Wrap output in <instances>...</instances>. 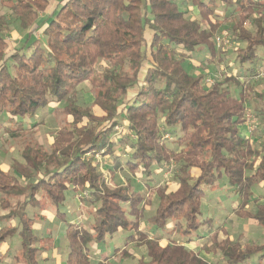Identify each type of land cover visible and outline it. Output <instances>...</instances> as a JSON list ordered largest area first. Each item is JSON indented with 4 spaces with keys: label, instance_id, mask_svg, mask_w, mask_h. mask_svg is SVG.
Masks as SVG:
<instances>
[{
    "label": "trees",
    "instance_id": "trees-1",
    "mask_svg": "<svg viewBox=\"0 0 264 264\" xmlns=\"http://www.w3.org/2000/svg\"><path fill=\"white\" fill-rule=\"evenodd\" d=\"M52 1L57 4L44 16L38 39L39 14ZM189 4L199 9L200 20L187 17L175 0H0L26 31L21 45L8 53V24L0 15V117L8 124L3 131L21 147L19 160L0 169V246L18 236L15 264H37L45 249L34 229L44 218L28 209L57 210L70 188L88 193L91 200L80 195V201L92 204L93 211L91 221L67 224L65 264H91L89 247L119 232H131L125 244L146 248V261L137 264H242L254 256L264 258V243L243 245L215 234L200 246L217 256L214 263L184 246L203 227L212 228L213 220L201 217L203 187L223 175L237 198L231 213L264 228V202H255L254 213L249 208L252 190L264 185V143L252 142L241 131L247 106L264 101V91L233 76L205 85L204 76L183 68L188 55L200 48L216 62L219 53L212 40L226 23L236 45L235 62L252 65L259 50L264 54V0H183L186 8ZM100 61L109 67L98 72L94 65ZM87 80L96 89L93 104L100 115L69 100L74 87ZM133 88L137 93L128 99ZM234 89H239L237 96ZM62 101L67 104L52 111L71 121L59 127L50 148L23 142L25 119ZM258 114L264 129V113ZM160 119L165 133L178 127L174 140L183 146L179 151L161 142ZM114 138L127 145L128 156L124 162L114 156L113 175L124 168L147 174L153 163L177 164L174 191L147 188L158 192V204L147 218L144 195L130 183L109 187L88 158L114 154ZM143 222L147 225L140 228ZM150 228L166 232L164 246L159 237H151Z\"/></svg>",
    "mask_w": 264,
    "mask_h": 264
},
{
    "label": "rangeland",
    "instance_id": "rangeland-1",
    "mask_svg": "<svg viewBox=\"0 0 264 264\" xmlns=\"http://www.w3.org/2000/svg\"><path fill=\"white\" fill-rule=\"evenodd\" d=\"M181 10H186V16L193 19L200 20L199 9L192 5H183V0H175ZM2 4V3H1ZM57 1L50 2L45 12L39 14L38 24L43 23L42 20L46 14H50ZM220 14L221 12L218 11ZM0 15L4 16L8 26V32L4 37L6 42L7 51L10 53L14 47L21 45L25 38L26 31L22 30L19 23L10 15L8 9L0 5ZM237 19V18H236ZM246 29L251 28L249 21L244 22ZM33 29V28H32ZM31 29V30H32ZM45 29L43 24L39 30L35 32L36 38L41 39V34ZM148 39V38H147ZM217 39H219L217 41ZM149 41V39L147 40ZM212 43L215 50L218 51L216 62L209 61L210 55L207 49L200 48L183 62V68L185 71L192 76H204L202 84L210 85L213 82H222L224 76H233L238 78L240 81H247L248 85L254 91H264V62L258 63L260 59L264 61V54L258 52V61L256 60L252 65L245 64L243 66L238 65L235 58V47L236 45L230 41V24L226 23L223 25L217 34L214 36ZM259 54H261L259 56ZM109 64L105 61H100L94 65V68L101 72L104 68H108ZM237 71V74L234 73ZM243 75L249 77L244 78ZM95 88L92 86L90 80L84 83L78 84L74 87L70 94L69 100L72 101L81 108H89L94 115H100V110L93 104ZM239 89H234L233 93L237 96ZM137 93V88L131 89L127 93V98H133ZM127 103V101H126ZM125 103V104H126ZM67 104L66 101H62L58 105H50L47 108L39 111L30 119H25L24 129L25 135L22 136L23 142H32L40 145L44 149H49L53 139L59 130V127L65 122H70V116H64L60 113H52L54 107L62 108ZM264 113V101H254V104L247 106L244 115V123L241 126V131L244 137L250 138L252 142L256 144L264 143V129L260 128L259 123L261 115L258 113ZM248 116V117H247ZM249 118V121L247 120ZM248 122V123H247ZM32 125V127H31ZM6 120L0 117V169L6 170L10 167L14 160H19V150L21 147L15 144V142L9 138L3 131V127H7ZM31 127V128H30ZM117 132L127 134L123 130ZM170 132H164V126L162 119L159 120V131L161 133L160 139L162 143H165L168 148L173 151H179L183 146H176L174 144L175 137L179 136L178 127L170 128ZM173 134L170 135L171 132ZM118 138H114V154L109 157L104 155H96L94 158L88 157L92 160L93 164L97 168V171L102 174L105 178L106 184L109 187L117 185L132 184L133 189L142 193L145 197V215L147 218L153 213V210L158 204V192L149 191L147 192V185L153 186L154 189H166L167 192L174 191L177 188L176 175L178 173L177 164L170 161L164 164L162 167H158L154 163L148 170V174L142 175L140 172L132 173L128 168H124L114 175L111 173L112 167L110 162L114 161V156L117 153L124 159L127 158L128 151L127 145L119 143ZM115 147H120L119 150H115ZM191 173L197 174L198 171L193 169ZM143 176H151L149 180H144ZM20 184L23 181L18 180ZM204 198L201 206V217L211 218L213 220V226L211 229L203 227L197 233H194L190 239L195 240V235L203 237H212L217 235L218 239L224 237L231 238L232 241H238L243 245L251 244H262L264 243V228L258 226L255 221L251 218L240 219L231 214V210L237 204V198L234 192L229 188L227 179L223 175L214 185L210 187H203ZM253 203H250V211L255 212V202L262 204L264 202V185L260 184L252 190ZM80 195L84 196L87 200H91L88 193H80V190L73 189L65 193V200L61 206L56 210L50 206H44L45 208L39 212L37 210L28 209V213L40 214L44 220L38 221L34 226L35 235L39 240V246L44 247L39 253L37 264H65L66 257L68 254V242L66 239V227L67 224H83L87 219L85 209L82 207L80 201ZM251 200V201H252ZM148 201V203H147ZM87 204V203H86ZM90 208L92 204L88 203ZM228 218V219H226ZM91 220L89 215L88 221ZM172 224L170 223L167 228L170 229ZM140 228H143L141 223ZM154 228L151 231V237ZM169 231V230H168ZM159 233L163 231H158ZM131 234V232H119L111 239H106L105 242L95 246L92 245L89 249H95V253L99 260H103L106 257L111 258L109 264H137L141 259L146 261V248L144 246L137 247L134 244H125V236ZM210 234V235H209ZM215 234V235H213ZM163 239L160 244L164 246L167 240ZM199 239L198 243H202L204 240ZM230 239V240H231ZM124 243V244H123ZM185 243V248L189 251L197 253L202 259L208 263L216 262L217 256L206 254L200 249V244ZM20 241L17 235L10 238L5 245L0 247V254H4L3 249L9 248V254L12 256L19 250ZM101 248V252L99 251ZM97 250V251H96ZM8 254V255H9ZM2 256V255H0ZM92 257V256H90ZM91 264H95L90 258ZM2 264H13L10 258H4ZM256 264V260L254 261Z\"/></svg>",
    "mask_w": 264,
    "mask_h": 264
},
{
    "label": "crops",
    "instance_id": "crops-1",
    "mask_svg": "<svg viewBox=\"0 0 264 264\" xmlns=\"http://www.w3.org/2000/svg\"><path fill=\"white\" fill-rule=\"evenodd\" d=\"M258 52H260L261 54H262V51L261 50H259ZM261 54H259V56L261 55ZM263 55V54H262ZM257 56H258V53H257ZM261 60H263V59H260V61L258 62V63H263L264 61H261ZM257 61H258V59H257ZM234 73L235 74H237V71H234ZM243 77L245 78L246 76L245 75H243ZM52 113H53V111H52ZM31 127H32V125H31ZM30 127V128H31ZM25 130V129H24ZM26 132V131H25ZM174 144H175V141H174ZM118 145H119V143H118ZM116 148H117V150H119L120 149V147H115V150H116ZM115 155H118L117 153L115 154ZM104 156H107V157H109L110 155L109 154H107V155H104ZM110 158V157H109ZM121 161L122 162H124L125 161V159L123 158V157H121ZM113 160L110 162V165H111V167H112V165H113ZM9 168H7L6 170H8ZM1 170H3V169H1ZM5 171V170H4ZM148 174V173H147ZM142 175H146V173L145 174H143L142 173ZM144 177V180H149L150 178H151V176H143ZM131 186H132V184H130ZM145 186H146V188H153V186H151V185H147V183H145ZM132 188H133V186H132ZM69 190H71L72 191V188H70ZM68 190V191H69ZM83 203V202H82ZM237 205V204H236ZM236 205H235V207H236ZM82 207H84V209H85V214H86V216H87V219L84 221V222H87L88 221V217H89V213L91 212V211H93V207L91 206L90 208L88 207V205L87 204H85V203H83L82 204ZM45 208V207H44ZM43 208V209H44ZM234 208V207H233ZM232 208V209H233ZM42 209V210H43ZM155 210V209H154ZM153 210V211H154ZM232 211V210H231ZM42 212V211H41ZM232 214V213H231ZM233 215V214H232ZM45 218V217H44ZM211 219V218H210ZM226 219H228V218H226ZM89 221H91V220H89ZM74 224H76V223H74ZM143 224V228H145L146 227V225H147V223H145V222H143L142 223ZM36 225V224H35ZM152 229L153 228H150V232L152 231ZM168 230L170 231L171 230V228L170 229H168L167 228V231L166 232H168ZM166 232H161V233H159L158 231H156L155 230V228H154V231H153V234H154V238L155 237H159L161 240L163 239L162 237H164V239L166 240ZM210 235V234H209ZM214 235V234H213ZM211 237V236H210ZM113 238V237H112ZM206 238H208V236L206 235V237L203 239V240H206ZM225 238V237H224ZM231 239V238H230ZM124 240H125V238H124ZM198 240L199 239H195V240H193V242H191V244H193V245H195V244H197L198 243ZM232 240V239H231ZM8 241V240H7ZM6 241V242H7ZM20 241V240H19ZM204 242V241H203ZM202 242V243H203ZM125 243V242H124ZM123 243V244H124ZM201 243V244H202ZM198 244H200V243H198ZM200 244V245H201ZM3 245H5V243L4 244H2L1 246H3ZM20 245V244H19ZM95 245V244H94ZM97 245H99V244H97ZM97 245H95V246H97ZM0 246V247H1ZM92 246V245H91ZM19 249H20V246H19ZM3 251H4V254H0V255H2V256H0V264H2V261H3V259L4 258H10V260L12 261V263L13 264H15L14 263V260H13V257H14V255L19 251H17L13 256L11 255V254H9V251H10V249L9 248H7L6 250L5 249H3ZM93 251H95V249H89V257L90 256H92V257H90V258H92V261L93 262H95V264H97L98 262H102L103 260H105V259H108V261L111 259V258H109V257H106V258H104L102 261L101 260H99V259H101V257H98L97 258V255L95 254V253H93ZM97 251V250H96ZM99 251L101 252V248L99 247ZM9 254V255H8ZM256 260V264H264V258L263 259H259V256H254V257H252V258H250L249 260H247L246 262H244V263H242V264H254V261ZM92 263V262H91Z\"/></svg>",
    "mask_w": 264,
    "mask_h": 264
},
{
    "label": "built area",
    "instance_id": "built-area-1",
    "mask_svg": "<svg viewBox=\"0 0 264 264\" xmlns=\"http://www.w3.org/2000/svg\"><path fill=\"white\" fill-rule=\"evenodd\" d=\"M219 39H217V41H218ZM248 117V116H247ZM247 120L249 121V118H247ZM248 123V122H247Z\"/></svg>",
    "mask_w": 264,
    "mask_h": 264
}]
</instances>
